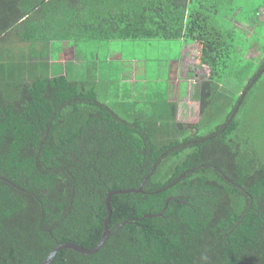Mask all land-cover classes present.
I'll list each match as a JSON object with an SVG mask.
<instances>
[{"label": "trees", "instance_id": "trees-1", "mask_svg": "<svg viewBox=\"0 0 264 264\" xmlns=\"http://www.w3.org/2000/svg\"><path fill=\"white\" fill-rule=\"evenodd\" d=\"M262 9L0 0V264H40L58 243L94 247L108 191L141 185L112 196L98 252L63 248L50 264H264ZM126 40L194 44L191 71L206 70L192 83L196 122L178 117L169 81L165 93L148 78L131 90L125 58L109 53ZM55 43L71 57L56 58Z\"/></svg>", "mask_w": 264, "mask_h": 264}, {"label": "rangeland", "instance_id": "rangeland-1", "mask_svg": "<svg viewBox=\"0 0 264 264\" xmlns=\"http://www.w3.org/2000/svg\"><path fill=\"white\" fill-rule=\"evenodd\" d=\"M260 19L264 20V9L261 10ZM114 47L117 50H121L126 58L136 57L145 60L147 64L146 78L152 80L150 82L152 87L165 93L167 81L171 75V68H173L171 59H174L178 54L180 55V51L182 50L178 42L165 40H155L150 42L126 40L115 42ZM194 52L195 49H191L187 58L184 57L181 61L179 58L178 60L180 62L178 60L174 62H179V67L181 69L183 68L180 72L182 73L180 77H183L185 71H187V76L183 77V84L181 82H173L172 84L174 90L173 98L181 104L178 117L188 122H196L199 119V103L192 98V83H194V81L197 82L206 71L204 69H199L196 75L191 71L193 66H195ZM258 53L259 51L257 48H253L250 51L251 55H257ZM179 67L177 66V68ZM197 75L200 77L197 78ZM156 79L161 80L157 81ZM142 84L143 85L140 83L136 84L137 91L139 90L140 85L145 86L144 83ZM262 88L263 86L261 87V91L257 92V97L261 103H264V88ZM259 111H263V106H261Z\"/></svg>", "mask_w": 264, "mask_h": 264}, {"label": "crops", "instance_id": "crops-1", "mask_svg": "<svg viewBox=\"0 0 264 264\" xmlns=\"http://www.w3.org/2000/svg\"><path fill=\"white\" fill-rule=\"evenodd\" d=\"M193 46H194L193 43L182 46L180 61L184 57L187 58V56H189L190 50L191 49L194 50ZM53 52H54L56 58H66V57H71V55L73 54V48H72V45H67L65 43H55L53 46ZM109 53H110V58L114 59V60H120L122 56L125 58L123 64L126 68L125 69L126 70L125 71L126 78L132 86L131 90L137 91V85L136 84L140 83L141 85H143L142 83H144L146 80V70H147L146 61L143 59L136 58V57L126 58L124 56L123 52L121 50H117V49H111ZM179 62H177V63L171 62V64L173 65V68H171V75L169 76V79H168V81H169L168 95L171 99H174L173 98L174 90H173V85H172L173 82H181L183 84V77L187 76V71H185V74L183 75V77L182 78L180 77V75L182 74L180 72L183 70V68L181 69L179 67ZM177 66L179 68H177ZM181 83H180V85H181ZM189 84H191V83H189ZM141 85L139 87V90L136 93L141 92V90L143 88V86H141ZM180 107H181V104L179 103V110H180Z\"/></svg>", "mask_w": 264, "mask_h": 264}, {"label": "water", "instance_id": "water-1", "mask_svg": "<svg viewBox=\"0 0 264 264\" xmlns=\"http://www.w3.org/2000/svg\"><path fill=\"white\" fill-rule=\"evenodd\" d=\"M192 170V169H191ZM188 170L184 173H182L180 175V177L177 179V181L179 179H181L187 172L191 171ZM150 174V173H149ZM149 176V175H148ZM147 176V177H148ZM177 181H174L171 185L175 184ZM171 185H169L168 187H170ZM168 187H165L161 190H158L156 192L162 191ZM142 185L138 188H123V189H117V190H110L108 191V194L106 196V200H105V204H106V209L108 212V216L106 217V219L104 220V229H103V234H102V238L101 240L92 248H88V247H84L82 245H79L77 243L74 242H64V243H58L53 249L52 251L45 257V259L40 263V264H50V262L53 260V258L55 257L56 253L63 248H70L72 250H75L81 254H85V255H91L94 254L96 252H98L103 245L105 244V242L107 241V239L112 235V231L109 228V221H110V217L112 214V209H111V198L114 194H118V193H130V192H142ZM155 192V193H156ZM177 197H173V199H176ZM172 199V197H169L166 200V204L169 202V200ZM182 203H184V200H181ZM166 208V207H165ZM165 208L163 209L162 212L165 211ZM158 215H162V213H159ZM153 216V215H150ZM122 224H119L118 227H120Z\"/></svg>", "mask_w": 264, "mask_h": 264}, {"label": "flooded vegetation", "instance_id": "flooded-vegetation-1", "mask_svg": "<svg viewBox=\"0 0 264 264\" xmlns=\"http://www.w3.org/2000/svg\"><path fill=\"white\" fill-rule=\"evenodd\" d=\"M11 183H12V185H14L15 188H18V189L24 191V189H23L22 187H19L17 184H14L13 182H11ZM39 225H40L39 227H41V224H39ZM110 230H111V229H110ZM111 231H112V230H111Z\"/></svg>", "mask_w": 264, "mask_h": 264}]
</instances>
